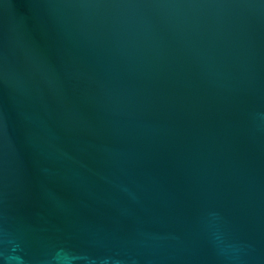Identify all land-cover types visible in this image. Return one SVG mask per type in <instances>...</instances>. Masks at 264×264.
<instances>
[{"label":"water","instance_id":"water-1","mask_svg":"<svg viewBox=\"0 0 264 264\" xmlns=\"http://www.w3.org/2000/svg\"><path fill=\"white\" fill-rule=\"evenodd\" d=\"M0 264H264V0H0Z\"/></svg>","mask_w":264,"mask_h":264}]
</instances>
